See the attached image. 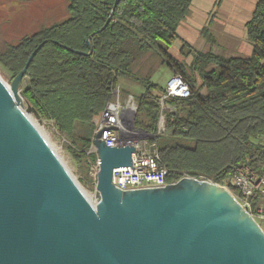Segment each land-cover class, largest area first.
<instances>
[{"label": "trees", "instance_id": "16d2710c", "mask_svg": "<svg viewBox=\"0 0 264 264\" xmlns=\"http://www.w3.org/2000/svg\"><path fill=\"white\" fill-rule=\"evenodd\" d=\"M115 1L68 0L67 18L44 25L0 51V64L12 74V81L45 41L23 78L22 95L33 114L53 121L68 139L80 162V182H97L98 157L89 153L91 139L121 78L143 89L134 96L138 105L134 126L154 135L149 141L158 144L169 182L188 174L236 192L231 179L241 167L264 175V0L257 2L247 22L251 56L225 57L215 52L216 39L207 26L201 34L211 50L203 52L183 43L181 53L193 58L190 63L170 50L180 38L178 28L193 0H120L101 30ZM88 38L92 54H87ZM163 65L181 74L191 90L187 98L166 100L173 111L163 109L160 97L166 89L152 80ZM162 114L170 131L163 144ZM177 140H193L195 145Z\"/></svg>", "mask_w": 264, "mask_h": 264}, {"label": "water", "instance_id": "95a60500", "mask_svg": "<svg viewBox=\"0 0 264 264\" xmlns=\"http://www.w3.org/2000/svg\"><path fill=\"white\" fill-rule=\"evenodd\" d=\"M44 44L10 84L0 76V264H264V228L228 187L193 176L164 187H121L113 171L131 166L136 148L107 146L101 132L93 201L22 95Z\"/></svg>", "mask_w": 264, "mask_h": 264}, {"label": "built area", "instance_id": "2783aa9c", "mask_svg": "<svg viewBox=\"0 0 264 264\" xmlns=\"http://www.w3.org/2000/svg\"><path fill=\"white\" fill-rule=\"evenodd\" d=\"M165 89V93L160 97V104L163 109L170 111L174 109L166 104L167 99L170 97L187 98L191 95L188 83L178 73H174L168 79ZM113 95L114 100L106 105L92 135L89 153L95 152L96 135L101 132L100 139L107 146L133 144L136 148L131 166L114 169L113 183L121 187H164L172 183L167 179L169 170L160 157L157 142H150V138L141 131L138 137L130 138L131 130L135 128L134 115L138 109L134 96L130 95L128 98L122 99L119 86L114 90ZM164 117L165 115L162 114L159 133L166 129V127L162 129L160 127ZM186 176L190 175L184 174L182 177ZM231 184L237 189L236 192H233L228 186L226 187L232 191L242 206L257 221L258 219L264 221V175H259L255 170L244 166L235 172Z\"/></svg>", "mask_w": 264, "mask_h": 264}, {"label": "rangeland", "instance_id": "374dc122", "mask_svg": "<svg viewBox=\"0 0 264 264\" xmlns=\"http://www.w3.org/2000/svg\"><path fill=\"white\" fill-rule=\"evenodd\" d=\"M67 5L68 0H0V51L5 48L6 44L18 42L24 36L34 33L44 25L52 24L67 18L69 16ZM217 37L219 44L217 48L215 47L217 53L225 57L252 55V53H238L236 50H232L228 43L229 40H226L224 34L221 36L218 35ZM194 46L196 49H203L200 44H194ZM179 58H181V60H186L184 55L179 56ZM169 75L170 68L167 65H163L154 73L152 80L160 86H165ZM0 76L6 83H11L12 74L1 64ZM121 86V98H124L126 92L128 93V97L130 95L137 97L143 90L139 84L130 82L124 78H121ZM165 111L167 112V110ZM30 117L55 148L62 161L79 181L86 193L93 201H95L96 184L85 185L80 182L82 176L80 162L73 155L69 147L70 142L68 139L60 133L58 127L53 121L41 119L33 113H30ZM164 120L165 117L160 125L161 129L165 127ZM169 134L170 131L167 129L162 131L160 137L161 144L168 142ZM139 135L140 131L137 128H133L131 130L130 138L133 139ZM177 142H181L191 147L195 145L193 140H177ZM258 222H260L262 228H264V221L258 219Z\"/></svg>", "mask_w": 264, "mask_h": 264}, {"label": "crops", "instance_id": "0c3cea01", "mask_svg": "<svg viewBox=\"0 0 264 264\" xmlns=\"http://www.w3.org/2000/svg\"><path fill=\"white\" fill-rule=\"evenodd\" d=\"M218 1L193 0L189 15L178 28L180 38L171 47L172 55L181 60L179 56H182L184 42L194 48V44H200L203 49H197L199 51L207 52L211 50V44L201 34L202 29L207 26L210 27L211 33L215 36L216 48L219 45L217 36L224 34L226 40H229L228 43L232 50H236L238 53H252L253 45L248 36L247 22L251 19L259 0ZM192 59L189 56L185 61L188 63ZM172 75L173 72L170 69L168 79ZM121 87L120 79L119 88Z\"/></svg>", "mask_w": 264, "mask_h": 264}]
</instances>
